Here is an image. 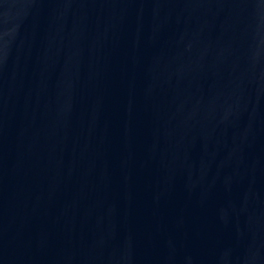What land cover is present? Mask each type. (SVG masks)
<instances>
[{
    "label": "water",
    "instance_id": "1",
    "mask_svg": "<svg viewBox=\"0 0 264 264\" xmlns=\"http://www.w3.org/2000/svg\"><path fill=\"white\" fill-rule=\"evenodd\" d=\"M0 264H264V0H0Z\"/></svg>",
    "mask_w": 264,
    "mask_h": 264
}]
</instances>
